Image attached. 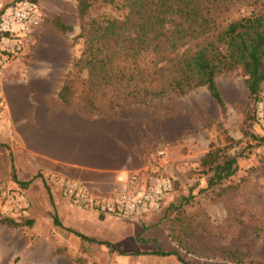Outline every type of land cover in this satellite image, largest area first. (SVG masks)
<instances>
[{
	"label": "rangeland",
	"instance_id": "1",
	"mask_svg": "<svg viewBox=\"0 0 264 264\" xmlns=\"http://www.w3.org/2000/svg\"><path fill=\"white\" fill-rule=\"evenodd\" d=\"M13 1L0 0V11ZM36 5L41 24L16 58L49 67L53 100L60 102L57 92L80 53L82 42L75 36L85 19L78 15L77 0H38ZM256 5L254 0L237 2L224 16L247 14ZM90 14L121 15L102 3ZM55 17L71 31L58 30ZM244 80L239 68L216 76L225 112L205 87L140 100H100L95 107L77 96L67 104L60 102L71 111L98 115L141 150L143 169L133 173L137 186L161 178L173 182L174 189L157 211L100 216L63 194L59 181L73 177L44 180L38 173L17 169L13 154L5 151L10 147L0 145V264H264V143L248 148L238 158L236 173L214 187H207L200 166L211 145L237 153L251 142L244 129L263 133L264 85L253 112ZM80 88L74 81L75 95ZM249 108L253 119L244 123ZM17 181L28 183L21 186ZM122 185L91 190L115 192ZM7 217L15 223H5ZM169 251L176 254H166Z\"/></svg>",
	"mask_w": 264,
	"mask_h": 264
},
{
	"label": "trees",
	"instance_id": "2",
	"mask_svg": "<svg viewBox=\"0 0 264 264\" xmlns=\"http://www.w3.org/2000/svg\"><path fill=\"white\" fill-rule=\"evenodd\" d=\"M241 1L245 0H77L78 15L85 20L75 40H80L82 46L57 98L67 104L72 96H77L95 107L100 100H140L147 95L181 94L205 87L225 112L215 78L239 68L245 76L247 98L254 112L264 85V2L254 0L258 5L247 14L224 16ZM97 3L111 6L121 15L91 16ZM55 26L63 33L71 31L58 17ZM76 80L81 88L75 95ZM250 112L249 108L244 123L253 119ZM243 134L251 142L239 152L211 145L200 159L208 188L233 176L238 158L248 148L264 143V128L261 135L249 133L248 128ZM17 182L21 186L28 183ZM14 220L7 217L5 223L13 224ZM53 222L58 224L56 217ZM71 232L92 240L78 231Z\"/></svg>",
	"mask_w": 264,
	"mask_h": 264
},
{
	"label": "crops",
	"instance_id": "3",
	"mask_svg": "<svg viewBox=\"0 0 264 264\" xmlns=\"http://www.w3.org/2000/svg\"><path fill=\"white\" fill-rule=\"evenodd\" d=\"M34 64L16 58L3 74L0 145L10 147L5 151L13 154L15 168L44 180L73 177L102 190L143 169L141 150L121 130L53 100L51 69Z\"/></svg>",
	"mask_w": 264,
	"mask_h": 264
},
{
	"label": "built area",
	"instance_id": "4",
	"mask_svg": "<svg viewBox=\"0 0 264 264\" xmlns=\"http://www.w3.org/2000/svg\"><path fill=\"white\" fill-rule=\"evenodd\" d=\"M40 24L41 16L36 3L28 0H15L0 11V113L4 107L1 82L4 71L27 49ZM126 180L115 192L93 191L78 179H64L59 184L63 194L82 207L98 214L126 217L157 211L172 190L171 181L165 178L148 186H137L134 174Z\"/></svg>",
	"mask_w": 264,
	"mask_h": 264
}]
</instances>
